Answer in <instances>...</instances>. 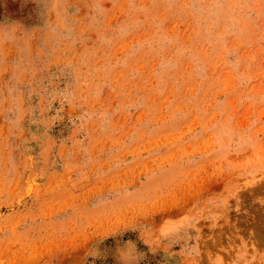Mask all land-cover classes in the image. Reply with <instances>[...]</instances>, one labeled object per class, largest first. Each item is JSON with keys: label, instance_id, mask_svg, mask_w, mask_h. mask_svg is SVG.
<instances>
[{"label": "rangeland", "instance_id": "rangeland-1", "mask_svg": "<svg viewBox=\"0 0 264 264\" xmlns=\"http://www.w3.org/2000/svg\"><path fill=\"white\" fill-rule=\"evenodd\" d=\"M0 264H264V0H0Z\"/></svg>", "mask_w": 264, "mask_h": 264}]
</instances>
